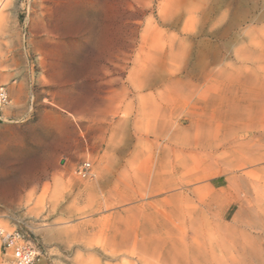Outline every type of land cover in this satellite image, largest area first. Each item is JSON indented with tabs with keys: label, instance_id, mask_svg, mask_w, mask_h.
Returning a JSON list of instances; mask_svg holds the SVG:
<instances>
[{
	"label": "rangeland",
	"instance_id": "374dc122",
	"mask_svg": "<svg viewBox=\"0 0 264 264\" xmlns=\"http://www.w3.org/2000/svg\"><path fill=\"white\" fill-rule=\"evenodd\" d=\"M0 86V229L33 244L35 264H122L108 254L122 235L179 250L183 229L188 264H264L222 169L192 181L193 142L247 114L264 123V0H0ZM248 169L262 177L264 160ZM213 197L215 218L200 207ZM217 224L234 246L211 259Z\"/></svg>",
	"mask_w": 264,
	"mask_h": 264
},
{
	"label": "bare ground",
	"instance_id": "6f19581e",
	"mask_svg": "<svg viewBox=\"0 0 264 264\" xmlns=\"http://www.w3.org/2000/svg\"><path fill=\"white\" fill-rule=\"evenodd\" d=\"M56 3L58 5L59 2L57 1ZM69 3L70 2L64 3L66 5V7H65L66 11L67 12L71 11L70 12L72 14L71 16L76 17L77 11L75 12L74 6H71L72 4L70 5ZM81 28H84L85 31L89 33V29H90L89 28V21L81 19ZM249 108H251V107H249ZM257 119H259V118H257ZM259 120H261V119H259ZM263 120L264 119H262L261 121H263ZM254 121H255V119L251 118L250 115L247 114L245 119L244 120L242 119L240 124L238 125V127H237L238 131H234V135H232V136L230 135V136L225 137L223 135L222 136L219 135L218 131H215V132L213 131V133H209L207 135L206 140L202 141V143L201 142L197 143L198 141L196 143L193 142L195 145V146L194 145L193 146L196 147L200 151V152H197V155H200L202 157V159L196 161L197 157L196 158L194 157L195 161L197 163H196V168L194 165L195 173H194V178L192 181L199 182L200 180H202L205 177V172L207 170H209L210 168H214V167H220V169H222L221 170L222 173L226 174V176H227L225 178V182L227 184L225 189L232 191V195L234 197V202L238 205V211H239L238 215H240L241 218L247 219V220L245 219L246 222H244V223L239 221L240 224L246 228L247 227L251 228V226H253L254 224H257V225H259V227L256 228V226L254 225L255 229H257L258 231H260L264 235V220L262 221L261 217H260V219H258L256 216L257 213L258 214L260 213L259 215L264 214V172L262 173L263 174L262 177H255L257 175V173L255 172L256 170L253 171V170L248 169L254 165L259 164L261 161L264 160V123L259 124V122H258V124H254ZM216 130H217V128H216ZM195 140H196V138H195ZM261 149L263 151L262 154L259 153L261 151ZM193 150H192V152H193ZM192 152L190 151V155L192 154ZM185 154H186V152H185ZM193 154H194V156H196L195 152H193ZM191 157H192V155H191ZM193 164H195V163H193ZM207 186L205 185V187H207ZM210 188H211V186L207 187L208 190ZM197 190H200V188H198ZM221 191H223V190H221ZM150 194H152V193H150ZM210 194H212V192ZM212 195H214V194H212ZM143 197H145V196H143ZM215 204H216V199L214 197L211 199V201L209 203H205L203 201H200V207L202 209H206L207 213L211 212V214L214 216V218L217 217V214H216L217 212L215 211V213H213V208H214ZM157 205H158V203H157ZM184 207H186V206H184ZM148 210H150V209H148ZM200 213H201V211H200ZM202 213H203V211H202ZM128 214H130V213H128ZM141 215H143V214H141ZM253 215L256 219H258L257 220L258 223L250 221V218ZM225 216L226 215H222L219 219L222 220ZM241 221H243V220H241ZM200 223H201V221H200ZM217 225H214L213 232L211 233L212 238L209 239V242L207 241L209 243V245H207L208 246L207 248H208V251L211 255V259L213 257H215L214 252L216 249H219L220 251L224 250V247H226V246H224V243L227 242L230 246H234L233 242H232L233 239L230 240L232 235H231V237H229L228 235L227 236L222 235V232L223 233L225 232L223 230L228 229V228H226L227 226L225 225V227H224V225H223V227H222V225H218V226ZM173 227H175V226H173ZM142 228H143V226H142ZM177 228L180 229L179 227H177ZM133 229L135 230L134 225H133ZM201 229L203 230V228H201ZM208 230L210 231V229H208ZM123 232H125V231H123ZM126 232H127V230H126ZM179 232H181L182 237H183V239H181L179 242V247H178L179 250H176V249L174 250L171 247H170L171 248V250H170V248H169L170 244L167 245L166 242L153 243V240H152V242L149 243L148 240L146 239V237H144L143 235L138 236L137 234H134L132 236H129L127 234L128 236L127 235L125 236V235H122V233H121L122 236L119 237L114 242V244L112 245V247L110 249H108V254L111 258H115V259L119 258L120 259V257H127L128 259L131 260L130 262L123 261L122 264H188L189 259L191 260V258H190V250H189L190 248H189L188 243L186 241L187 240V234H186V231L184 229L182 231L180 230ZM50 234H51L50 231L45 232L46 237H48ZM207 235H208V232H207ZM247 236H248V234L246 235V237ZM249 237L252 238V236H250V235H249ZM200 238H202V237H200ZM241 238H242V236H241ZM251 238H250V240L248 238L247 239L249 241H251ZM206 239H207V237H206ZM154 240L157 241L156 239H154ZM192 241H199V240H192ZM234 241L236 242L237 240L235 239ZM243 242H245V240ZM227 243H226V245H228ZM238 245L240 246V244H238ZM202 246H205V244L204 245L202 244ZM247 246H245V247H247ZM245 247L241 248L242 254L246 253L247 248H245ZM250 247H251V245H250ZM204 249H205V247H203L202 250H204ZM226 250H228V248ZM250 250H251L250 251L251 254L254 255L255 252L252 250V248H250ZM223 252L226 253V251H223ZM227 252H228V256H229L231 251H227ZM200 255H198V256H200ZM237 257H238V255H237ZM254 257H256V256H254ZM211 259L209 258V260H211ZM224 260L218 259V257L216 260V257H215V258H213L212 264H227V262H225ZM229 262L230 263L235 262L233 259V256L229 257ZM190 264H192V261Z\"/></svg>",
	"mask_w": 264,
	"mask_h": 264
},
{
	"label": "built area",
	"instance_id": "2783aa9c",
	"mask_svg": "<svg viewBox=\"0 0 264 264\" xmlns=\"http://www.w3.org/2000/svg\"><path fill=\"white\" fill-rule=\"evenodd\" d=\"M8 102L6 89L0 86V112L8 105ZM88 167V163H83L80 167V173L86 171ZM0 241L5 252H10L7 264H35L39 262L40 253L37 248L26 241L17 231L7 232L0 229Z\"/></svg>",
	"mask_w": 264,
	"mask_h": 264
},
{
	"label": "crops",
	"instance_id": "0c3cea01",
	"mask_svg": "<svg viewBox=\"0 0 264 264\" xmlns=\"http://www.w3.org/2000/svg\"><path fill=\"white\" fill-rule=\"evenodd\" d=\"M31 177V178H30ZM30 177L28 178V183H34L35 181H37L40 178V174H31Z\"/></svg>",
	"mask_w": 264,
	"mask_h": 264
}]
</instances>
